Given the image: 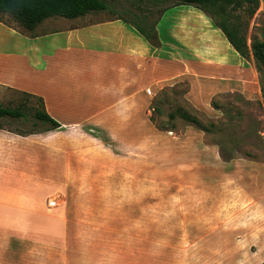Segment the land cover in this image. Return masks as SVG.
<instances>
[{"label":"crops","instance_id":"0c3cea01","mask_svg":"<svg viewBox=\"0 0 264 264\" xmlns=\"http://www.w3.org/2000/svg\"><path fill=\"white\" fill-rule=\"evenodd\" d=\"M158 5L164 7L154 23L156 46L123 17H52L33 33L0 17V87L43 98L61 125L45 132L51 136L0 130V264H153V222L132 214L131 201L124 215L112 217L74 218L47 206L59 184L67 188L62 177L73 175V168H59V159L52 158L58 148L43 142L79 130L90 141L127 145L132 153L145 91L151 95L184 82L187 101L207 116L217 96L259 95L253 60L243 58L205 13L192 5ZM93 130L105 132L108 141ZM194 133L188 126L181 134L183 160L190 139L202 153L200 134ZM192 198L181 201V240L187 234L202 239L201 206Z\"/></svg>","mask_w":264,"mask_h":264},{"label":"rangeland","instance_id":"374dc122","mask_svg":"<svg viewBox=\"0 0 264 264\" xmlns=\"http://www.w3.org/2000/svg\"><path fill=\"white\" fill-rule=\"evenodd\" d=\"M107 2L106 11L90 16L123 17L145 29L154 25L164 7L148 0ZM0 17L9 23L17 22L8 15ZM17 25L22 27L18 22ZM263 28L264 0H260V8L249 20V47L253 38L264 41ZM250 59L257 72L259 95L255 98L238 92L223 94L213 99L218 108L212 106L215 111L211 115L198 111L204 123L219 124L217 131L202 132L179 117L171 121L174 126L167 124L169 113L178 106L194 113L186 104L188 85L181 82L159 92L152 90L151 95L145 91L147 100L138 103L139 139L132 153L127 145L118 149L114 144L104 147L90 141L79 130L58 137L51 144L43 142V147L58 148L57 156L52 158L59 159V168H73V175L62 177L67 188L59 184L57 192L45 199L47 206L62 209L58 215L74 218L112 217L124 215V204L131 201L132 214L147 216L153 222V264H260L264 260V65H259L252 55ZM164 90L167 95L161 97ZM22 99L20 93L0 87L3 106L15 107ZM31 102L38 105L34 99ZM156 107L160 112L153 111ZM0 121L10 132L45 128L42 124L35 126L32 118ZM188 126L197 132L193 136L200 134L202 153H197L195 139H190L185 147L189 153L183 160L181 134ZM90 133L108 141L103 131ZM207 147H214L215 153ZM98 160L103 162L102 168ZM200 170L202 175L195 177L194 173ZM194 185L196 189L191 188ZM189 188L192 193H185ZM190 196L201 206L200 240L190 238L194 236L190 234L181 240V201H189ZM41 229L44 232L47 227L42 225ZM210 229L211 233L205 234Z\"/></svg>","mask_w":264,"mask_h":264},{"label":"trees","instance_id":"16d2710c","mask_svg":"<svg viewBox=\"0 0 264 264\" xmlns=\"http://www.w3.org/2000/svg\"><path fill=\"white\" fill-rule=\"evenodd\" d=\"M142 3L143 0H136ZM154 5L173 2L181 5H192L205 13L213 22L216 28L221 30L231 46L245 59H250L251 55L260 65H264V41L253 38L250 47L248 46L247 31L249 20H251L260 8V0H148ZM107 0H0V14L11 16L22 25L26 31L33 33L35 28L44 20L52 17H62L66 19H76L91 13L104 12L108 9ZM2 19V18H1ZM135 23V22H134ZM141 35L149 40L153 46L157 45L158 36L154 25L145 29L139 23L134 24ZM264 37V28L262 30ZM23 97L15 107H6L0 103V119L11 118L15 120L33 119L34 125L42 124L44 129L31 132H14L21 136L40 134L57 130L61 125L52 118L45 109L43 98L19 92ZM167 90L161 92V97H165ZM36 100L38 105L32 104L31 100ZM192 113L184 106H178L175 111L168 115L170 124L177 117L194 125L200 131L211 133L218 130V125L213 122L204 123L195 110L187 101ZM188 106V107H189ZM212 106L218 108V103L213 100ZM153 111L160 112V108H153ZM151 122H155L153 117ZM171 127L174 124H170ZM0 130H5L0 121ZM261 264H264L261 263Z\"/></svg>","mask_w":264,"mask_h":264}]
</instances>
